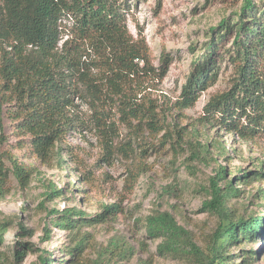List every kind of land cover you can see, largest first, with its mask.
Masks as SVG:
<instances>
[{
    "label": "trees",
    "instance_id": "trees-1",
    "mask_svg": "<svg viewBox=\"0 0 264 264\" xmlns=\"http://www.w3.org/2000/svg\"><path fill=\"white\" fill-rule=\"evenodd\" d=\"M131 1L0 0V108L15 105L10 116L17 131L30 136L27 147L48 163L61 155L57 144L71 129L87 128L79 116L70 114L77 99L85 101L93 110L102 159L109 163L117 157L124 162L125 187L130 193L141 177L153 170V153L167 154L174 137L159 106L137 85L151 75L164 76L171 58L164 53L162 67L155 69V56L146 38L134 36L128 27ZM234 16L210 28L209 39L203 42L199 55L193 56L175 108L178 113L193 108L217 81L220 64L226 62L233 67V84L229 92L211 97L194 130L199 132L201 125L223 128L241 139L264 137V5L243 0ZM117 119L124 126L123 137ZM216 143L217 153L225 155L226 142L219 139ZM208 150L204 145L197 155L206 158ZM10 172L23 186L32 176L15 155L0 152V199L9 192ZM254 172L264 178V170ZM226 175V168L220 166L210 180L211 197L203 203L220 220L208 250L194 243L190 233L166 212L151 216L147 225L151 235L165 236L161 251L187 250L199 264H235L225 252L227 243L264 236V215L235 219L227 205L228 198L239 194L236 181H245L250 172L236 181H228ZM222 180H227L224 185ZM58 191L51 189L50 194ZM119 209L120 203L109 205L95 217L64 209L58 224L70 230L91 226L103 222L107 212ZM20 228L23 234H31L24 225ZM6 229L0 222V240ZM75 248H83L82 240ZM23 253L21 247L17 249L16 258ZM43 254L41 264H54L50 254Z\"/></svg>",
    "mask_w": 264,
    "mask_h": 264
},
{
    "label": "rangeland",
    "instance_id": "rangeland-1",
    "mask_svg": "<svg viewBox=\"0 0 264 264\" xmlns=\"http://www.w3.org/2000/svg\"><path fill=\"white\" fill-rule=\"evenodd\" d=\"M255 2L264 5V0ZM130 3L128 27L134 36L142 34L146 38L155 56V69L159 71L162 67L164 53L171 58L164 76L151 75L137 85L143 94L149 93L154 99L160 115L171 126L172 144L165 155L153 153L150 158L154 161L153 170L144 174L130 193L125 187L124 162L117 157L109 163L102 159L93 110L88 103L77 99L70 113L79 116L87 128L71 129L57 144L61 155L48 163L27 147L30 136L17 131L10 116L15 105H3L0 152L15 155L31 170L32 176L23 186L12 172L9 174V192L0 199V222L7 225L0 240V264H41L42 253L50 254L54 264H199L187 250L161 251L165 236L151 235L147 225L151 216L168 212L190 233L194 243L207 251L220 220L203 203L211 197L210 180L220 166L226 168L228 181H236L250 172L245 181H236L239 194L227 200L233 218L264 215V178L254 174L256 170H264V137L241 139L223 128L201 125L199 132L194 130L211 97L229 92L233 67L222 62L217 81L202 93L193 108L181 113L175 108L193 56L199 55L203 42L209 39L210 28L224 18L234 19L243 0H132ZM116 125L123 137L124 126L118 119ZM219 139L226 142L225 155L217 153L215 143ZM204 145L209 147V155L200 158L197 153ZM6 164L12 171L9 160ZM54 188L58 193L50 194ZM116 203H120V209L107 212L103 222L74 230L58 224V216L64 209L80 210L86 217H95L106 206ZM21 225L30 229L31 234H23ZM80 240L81 250L75 248ZM20 247L23 256L16 258ZM225 252L235 264H264V236L227 243Z\"/></svg>",
    "mask_w": 264,
    "mask_h": 264
}]
</instances>
